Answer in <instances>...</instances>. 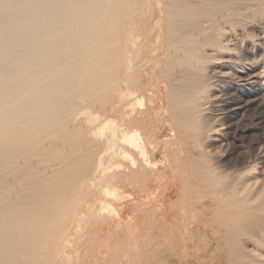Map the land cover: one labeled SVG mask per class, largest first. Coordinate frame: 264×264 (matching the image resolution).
<instances>
[{"label": "bare ground", "instance_id": "6f19581e", "mask_svg": "<svg viewBox=\"0 0 264 264\" xmlns=\"http://www.w3.org/2000/svg\"><path fill=\"white\" fill-rule=\"evenodd\" d=\"M251 1L256 0H0V178L25 174L21 181L25 184L27 179L51 176L49 170L62 174L66 163L84 162L80 148L74 158L67 156L69 150L63 155L65 148L84 143L93 148L90 156H100V147L120 159L125 187L132 181L142 183L144 190L157 179L188 181L190 175L178 170L182 159L174 151L179 164L168 157L165 162L171 163L161 171L151 167L150 156L166 132L165 149L183 142L205 145L209 133L218 131L208 118L214 80L208 70L222 50L228 51L222 38L250 15L252 7L246 2ZM115 114L118 121L112 119ZM95 135L101 140L95 142ZM65 156L73 160L68 162ZM32 159L36 164L29 162L25 172L19 163ZM213 166L204 162L199 188L183 194L181 212L205 210L186 222L183 240L193 244L196 233L208 238L211 232L203 246H194L202 252V264L219 255L222 263L216 264H264V184L251 181L253 169L236 171L228 179L215 173ZM90 167L77 173L85 180L82 184L92 172ZM46 188L31 187L35 197L29 208L22 193L21 199L15 197L14 208L11 198L0 203V264H29L25 252L32 248L31 240L50 234L47 222L57 213L51 198L43 194ZM121 189L107 185L103 192L113 198ZM123 195V201L132 196ZM49 201L52 209L46 206ZM173 207L163 200L154 213L162 215L167 225ZM146 208L136 204L133 211L144 213ZM28 218L31 223H26ZM252 244L254 251L249 249Z\"/></svg>", "mask_w": 264, "mask_h": 264}, {"label": "rangeland", "instance_id": "374dc122", "mask_svg": "<svg viewBox=\"0 0 264 264\" xmlns=\"http://www.w3.org/2000/svg\"><path fill=\"white\" fill-rule=\"evenodd\" d=\"M251 2H246V4H250L252 7L250 15L246 17L247 19L243 18L240 25L237 24L235 28L232 26V28L227 29L222 38V41L225 43L224 45L228 47V51L226 52L227 49H225V52L222 50V53L219 54L220 57L217 55L219 60L217 59V61L211 62L210 65L212 66H210L208 70V75L212 80L214 79V82L211 80L212 82L210 83L212 86L210 85L209 88L210 93L207 104H210V108L207 107L209 108L208 113L210 114H208V118L210 121L212 120L210 124L214 121V124L210 125L211 128L215 127L218 131L215 134H212V132L209 133L210 136L204 142L206 146L201 144L195 147L191 142H183L176 145L177 147L169 146L165 149L164 143L167 139L169 140L168 132H166L158 139L160 148L152 153L153 156H150L152 162L151 167L157 169L156 171H161L166 164L168 166L171 162L179 164V161H175V157L171 154V152L174 151L173 153L182 159V163L178 165V170L187 172V174L190 175L188 181L180 179H157L153 180L152 186L145 190L142 183L132 181L125 187L120 179V174L122 173L121 168H119L121 167L120 159L118 157L111 158L110 155H108V151L105 152L104 148L100 147L98 148V154L100 156H90V152L93 148L91 149L84 143H79L80 145L74 144V146L76 145L75 147L71 145V148L68 146L69 149L66 147V150L63 151V155H66V151L69 150V152L67 151V156L74 158V153L80 150L79 154L84 155L81 159L86 163L81 162V165L76 164L78 167L73 163L71 166L69 163H66L64 169L61 171L62 174L58 173L56 170H49L50 173H53L52 175L50 174L51 176H41L43 179L41 177H39L40 179H27L25 180V184L21 182L25 174L8 180L0 178V188H2L0 189V196L2 198H0V203L7 200V198H11L10 203L14 208L16 198L19 200V195L22 193V196L25 197V202H27V207H32L34 203L30 202L35 196L31 193V187L34 184H40L47 187L45 191H43V194L51 198L52 204L49 201V204H46V206H48L49 209L55 208L54 210L57 213L50 218L51 220L49 219V223L47 222V226L51 229L49 233L51 234L53 229H55V231L52 232V234H55L50 235L48 233L49 235L47 236L49 239L45 236L39 240H31V242L34 241L33 245H35L36 248L32 245V248H28L25 252L28 253V255H25V258L30 260L29 264H39L35 263L33 259L36 262L39 260L42 262L45 258L47 260L45 259L46 261L44 260L45 262L40 264H202V252L197 250L194 246H203L207 240L211 238V232L207 236L208 238L203 236L199 237L196 233L193 244L185 243L183 238L186 236L184 231L186 222L188 223L193 219H198V217H201V213H205V210L199 208L181 212L179 209L182 205L183 194H193L202 183V179L198 177V175L199 171L203 169L204 162L213 166L215 161V167L213 166L212 168H219L218 170L216 169L217 172L215 171V173H222V176L228 179L237 174V172L253 169L250 176L251 181L257 182L259 186L264 184V0ZM257 9L261 10H259V12H253ZM256 18L258 20H256ZM242 22H244V24ZM113 23V25L116 24L115 21H113ZM250 23L252 24L250 25ZM240 27L243 28L241 29ZM233 28L236 31H234ZM244 31L248 33L246 34ZM237 32H239V34H237ZM231 33L234 34V36L231 35ZM225 53L228 55H225ZM103 108V104H100L98 107L99 110ZM162 114L163 113H161V115ZM118 118V114L112 117L115 121H118ZM218 121L220 122L218 123ZM94 137L93 140L95 142L101 140L99 135H95ZM181 145L184 146V148H182ZM83 147L86 148L84 149ZM189 147L192 148L189 149ZM210 148L211 150H209ZM191 150L193 154H191ZM101 154L103 155V165L101 164L102 166L98 168L100 164L97 160L101 157ZM67 156H65V159H67L68 162L73 160ZM168 157L171 162H165V159ZM89 158L92 159L89 160ZM29 162L36 164V161H33V159L32 161L23 160L19 163V165H22L20 167H22L25 172ZM88 166H91L92 172L90 173L91 175L89 174L87 177L86 184H82L81 182L83 181L84 183L85 180L82 179L81 176H78L77 173ZM194 173L197 175L195 176ZM71 178H73L72 182H70ZM91 181L94 182H92L94 185ZM107 185L119 186V188L121 186L123 189L117 192L121 198H119L118 195L113 198L106 196L103 192V188ZM69 189L71 190L68 192ZM124 192L131 194V199L123 201ZM10 193L12 194L10 195ZM57 194L60 196L58 197ZM155 196H158V201L155 200ZM60 197L61 199H59ZM63 197L64 199L67 198L66 201ZM54 200L56 201L53 202ZM163 200H165L167 205H174L173 208L175 210V213L169 216L168 226L162 221V215H155L154 213L155 206L161 204ZM53 203L57 205L54 206ZM50 204L51 207L53 206L52 208ZM108 204H110L112 208L108 207ZM136 204L147 205L144 213H136L133 211ZM70 205L73 207H70ZM98 210H102L103 212ZM28 220L29 218L26 223H31V221ZM28 231L29 230H26L24 233H29ZM38 241L41 243L38 244ZM186 248L188 251L185 250ZM249 249L254 251L256 248L254 244H252L249 246ZM31 254L35 256L36 259L32 257ZM29 255H31V257ZM26 256H28L29 259ZM220 257L222 256L219 255L214 257L210 264L222 263L218 260L221 259ZM37 258L39 260H37Z\"/></svg>", "mask_w": 264, "mask_h": 264}]
</instances>
